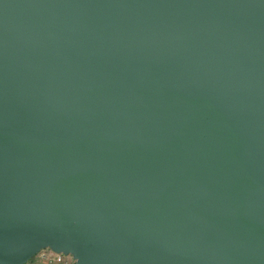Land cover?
<instances>
[{
    "label": "water",
    "instance_id": "obj_1",
    "mask_svg": "<svg viewBox=\"0 0 264 264\" xmlns=\"http://www.w3.org/2000/svg\"><path fill=\"white\" fill-rule=\"evenodd\" d=\"M264 264V0H0V264Z\"/></svg>",
    "mask_w": 264,
    "mask_h": 264
},
{
    "label": "built area",
    "instance_id": "obj_2",
    "mask_svg": "<svg viewBox=\"0 0 264 264\" xmlns=\"http://www.w3.org/2000/svg\"><path fill=\"white\" fill-rule=\"evenodd\" d=\"M31 258L30 264H71L73 262L69 254L54 253L47 248L39 250ZM26 262L23 264H26Z\"/></svg>",
    "mask_w": 264,
    "mask_h": 264
},
{
    "label": "crops",
    "instance_id": "obj_3",
    "mask_svg": "<svg viewBox=\"0 0 264 264\" xmlns=\"http://www.w3.org/2000/svg\"><path fill=\"white\" fill-rule=\"evenodd\" d=\"M31 261H32V258H31L30 260H28V261L26 262V264H30Z\"/></svg>",
    "mask_w": 264,
    "mask_h": 264
}]
</instances>
